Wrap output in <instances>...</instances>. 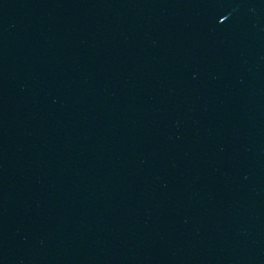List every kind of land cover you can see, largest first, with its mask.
Segmentation results:
<instances>
[{
  "label": "water",
  "instance_id": "1",
  "mask_svg": "<svg viewBox=\"0 0 264 264\" xmlns=\"http://www.w3.org/2000/svg\"><path fill=\"white\" fill-rule=\"evenodd\" d=\"M0 264H264V0H0Z\"/></svg>",
  "mask_w": 264,
  "mask_h": 264
}]
</instances>
